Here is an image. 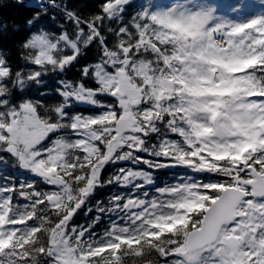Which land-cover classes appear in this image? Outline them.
<instances>
[{
  "label": "snow or ice",
  "instance_id": "6c2138e0",
  "mask_svg": "<svg viewBox=\"0 0 264 264\" xmlns=\"http://www.w3.org/2000/svg\"><path fill=\"white\" fill-rule=\"evenodd\" d=\"M259 2L35 0L24 67L0 52V165L21 173L0 169V264H264ZM52 74L56 102L27 94Z\"/></svg>",
  "mask_w": 264,
  "mask_h": 264
},
{
  "label": "trees",
  "instance_id": "16d2710c",
  "mask_svg": "<svg viewBox=\"0 0 264 264\" xmlns=\"http://www.w3.org/2000/svg\"><path fill=\"white\" fill-rule=\"evenodd\" d=\"M212 1V0H211ZM218 5L221 6L222 10L227 9L229 13L235 14L233 9H238L236 11L240 16L241 13L247 15H254L261 10L262 5L259 0H216ZM140 0H133L134 4H138ZM35 3V0H24V4L18 2V0H0V52H6L11 58L13 65L18 69L24 67V61L22 60L23 50L20 45L23 43L24 39L28 34V28L26 25V20L31 18V16L36 11L31 5ZM70 3L76 6L79 9H82L85 14H88L92 11H95L94 5L97 3V0H70ZM213 3V1H212ZM27 5V6H25ZM137 7H129L128 13L134 14L137 11ZM129 16H125L127 20ZM41 24H47V20H42ZM116 27V25H112ZM95 56V50H90L87 53L85 60L81 61V64L85 63L88 59H91ZM67 78L73 79L78 73L75 70H70L67 72ZM61 77L52 74L45 76V84L37 86L34 84H29L26 86L25 91L28 95L33 98H40L39 92L47 91L48 95L43 97L47 102L54 103L59 98L55 96L54 89L57 87L56 80ZM82 107V106H81ZM11 161H9L8 166L0 165V169H5L14 175L17 180L20 179L21 173L19 171H13L11 168ZM112 169H107L103 176L106 178ZM166 172V175L163 174ZM172 175V170H162L160 175V182L162 183L165 180H169ZM31 177L25 175L24 179H30ZM113 189L109 187L98 189L94 196L89 201V205H93L97 200L107 202V198L111 195ZM84 211H87L85 208ZM95 216V212L85 215L84 212H81L76 218V222L79 224L87 225L92 222ZM107 224V216L102 218L100 224L95 228L97 232H102L104 227Z\"/></svg>",
  "mask_w": 264,
  "mask_h": 264
},
{
  "label": "rangeland",
  "instance_id": "374dc122",
  "mask_svg": "<svg viewBox=\"0 0 264 264\" xmlns=\"http://www.w3.org/2000/svg\"><path fill=\"white\" fill-rule=\"evenodd\" d=\"M205 3H207L208 5H210L206 0H205ZM211 6V5H210Z\"/></svg>",
  "mask_w": 264,
  "mask_h": 264
}]
</instances>
